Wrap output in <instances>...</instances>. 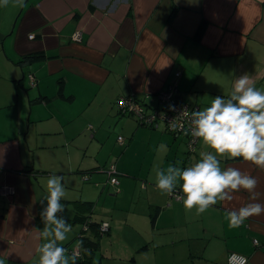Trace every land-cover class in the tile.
<instances>
[{
	"label": "crops",
	"instance_id": "0c3cea01",
	"mask_svg": "<svg viewBox=\"0 0 264 264\" xmlns=\"http://www.w3.org/2000/svg\"><path fill=\"white\" fill-rule=\"evenodd\" d=\"M77 31L80 39L74 38ZM28 54L35 57L21 60ZM244 74L264 90V0H24L23 7L9 0L6 7L0 5V261L38 264L37 248L44 242L41 201L46 203L47 180L53 175L64 177L65 210L58 215L71 225L67 239L58 243L79 248L83 220L76 214L109 221L100 215L99 202H107V189L120 192L117 186L131 181V171L118 161L146 146L151 166L136 174L135 181L142 182L150 201L149 238H141L143 246L123 243L115 249L119 235L114 220L106 234L90 227L86 234L99 243L88 264H228L231 252L246 255V264H264V213L238 228H229L226 219L229 210L264 204V169L242 158L221 157L222 168L255 177L261 195L252 201L242 189L233 193V200L198 215L177 199L183 196L182 182L171 195L156 187L153 164L162 157L161 140L183 137L188 145L183 133L142 137L140 131L149 127L160 131L161 122L152 127L133 117L137 123L127 125L122 119L117 125L121 151L112 149L118 154L115 184L108 182L109 174L104 181L110 164H101L98 154L88 163L81 148L72 153L75 144L83 147L101 138L104 125L96 126L86 114L89 109L112 123L121 96L134 95L152 108V97L164 90L195 110L203 109L215 96L228 98L236 78ZM179 148L173 151L172 165L182 169L198 161L201 152L212 151L201 140L194 150L188 145L185 158ZM157 228L173 232L156 240L150 234ZM76 264L86 263L78 257Z\"/></svg>",
	"mask_w": 264,
	"mask_h": 264
},
{
	"label": "clouds",
	"instance_id": "9594fccd",
	"mask_svg": "<svg viewBox=\"0 0 264 264\" xmlns=\"http://www.w3.org/2000/svg\"><path fill=\"white\" fill-rule=\"evenodd\" d=\"M13 3L23 7L24 0ZM8 4L9 0H0V5ZM189 120L186 134L190 132L194 140H201L212 151L201 152L198 161L183 169L172 164L166 169H156V187L171 195L182 182L179 187L183 196L178 195L177 199H182L187 211L195 208L198 215L218 202L233 200V193L242 189L250 194L252 201H257L261 195L256 191L258 180L238 168H222L220 158H242L264 169V90L258 89L248 75H241L228 98L215 96L210 106L192 111ZM63 180V176L57 175L47 180L46 203L41 201L44 227L40 235L44 242L37 248L38 264H76L79 256L78 252L67 255V249L58 243L65 241L71 231L67 219L58 215L65 210L61 203L65 197ZM262 213L264 204L251 202L229 210L226 219L229 228H238L249 217Z\"/></svg>",
	"mask_w": 264,
	"mask_h": 264
},
{
	"label": "rangeland",
	"instance_id": "374dc122",
	"mask_svg": "<svg viewBox=\"0 0 264 264\" xmlns=\"http://www.w3.org/2000/svg\"><path fill=\"white\" fill-rule=\"evenodd\" d=\"M152 99V103L154 105H157L159 96L152 97ZM86 114L87 116L90 115L96 121L97 127H100V125H104V127L100 128L101 138L99 140H88L83 144V147L75 144L72 149V153L77 152L81 148L80 150L82 155L86 153L88 155V163H91V157H95L97 154V158L100 159L99 161H101V164L105 163L107 165L114 163L113 161H115L118 154L115 153L112 149H116L118 153L119 151H121L120 148L117 149V146H119L116 141V136L119 133V131L116 129L117 125H121L120 121L122 119L127 120V125L132 122H137L132 117L119 115L120 113L117 111L116 116L113 117L112 123L110 119H106V121L103 122L102 120L104 115L100 114L97 111L91 113V109H89ZM109 123H111L110 126ZM164 127V123L161 122L160 131H157V128L149 127L146 132L145 130H141L140 134L143 138L150 137L155 139L161 137V135L158 134V132L161 131L166 134H175L173 132H166L164 130ZM121 134L123 135V133ZM174 140L175 142H171V136H169L168 142L164 139L161 140L162 148H160L158 155L162 157L155 160L153 164L155 170L158 168L163 169L161 168V166L163 165H165L164 169H166L169 164H173V151H176L177 147H180L178 152L180 154H183L184 158L188 154V145L186 141L183 140V137L175 138L174 136ZM154 144L156 143L154 142ZM170 144H173L172 148L169 146ZM170 148L173 151H170ZM167 152L170 153V156H167ZM85 160L87 159H84V161ZM122 162H125L127 164L122 165ZM119 164L121 166H125V168L131 171V174H129V178L131 179V181L124 180L125 182L123 183V187H120L118 185L117 187L119 188L120 192H116L115 189H107L105 192V199L107 202H99L97 208L99 209L102 218L109 219L110 222H112L113 220L115 221L114 226L116 227V232L119 235L116 242L113 244L115 249H120L119 247L123 243L138 244L142 242V244L140 243V245L143 246L145 245V241H142L141 238H149L148 232H150L148 231L150 223L147 213L149 211L148 209L150 207V201L147 197L146 189L141 187L142 182L139 184L136 183L135 175L138 173L140 174V172L145 173L146 170L151 166L149 150H147L146 146H142L140 151L138 148H134L129 155L125 154L123 160L120 163L118 161V165ZM104 174V181H107L108 172L106 171ZM151 182L155 181L151 180ZM118 188H116L117 191ZM116 196H119L118 199L115 198ZM165 215H167V212L164 213V216ZM162 220L164 219L162 218ZM106 221L109 222L108 220ZM101 224L103 225V222ZM164 229L165 228H157L155 230L152 229V234L150 235H152L154 239L157 240L158 237L164 235L166 236L167 234H172L173 232L172 228H168L166 230ZM137 235H140V238L136 237ZM106 237L107 235H105V238ZM119 239H122V241H120ZM155 245L156 244L154 241V243L152 244L153 250L155 248Z\"/></svg>",
	"mask_w": 264,
	"mask_h": 264
},
{
	"label": "built area",
	"instance_id": "2783aa9c",
	"mask_svg": "<svg viewBox=\"0 0 264 264\" xmlns=\"http://www.w3.org/2000/svg\"><path fill=\"white\" fill-rule=\"evenodd\" d=\"M81 33L77 31L74 34V38L80 39ZM160 104L159 107L148 109L147 104H141L138 102L134 96H121L119 98V104L124 112L133 113L137 118L146 124H151L158 126L160 122H163L166 128L176 134L183 133L187 136L188 145L190 150H194V147L199 139H193L189 134H186L190 129V120L189 117L191 112L195 109L187 102L177 101L173 98L172 90H164L158 94ZM174 106V110L172 107ZM175 128V130H173ZM120 141L123 140V137L118 136ZM106 171L109 174V181L111 183H117L118 177L117 167L114 163H111L106 167ZM107 222H104L101 225L102 230L107 229ZM255 242H257L255 240ZM73 252L79 253V248L74 249ZM228 264H246L248 262V257L242 253L231 252L228 255Z\"/></svg>",
	"mask_w": 264,
	"mask_h": 264
},
{
	"label": "trees",
	"instance_id": "16d2710c",
	"mask_svg": "<svg viewBox=\"0 0 264 264\" xmlns=\"http://www.w3.org/2000/svg\"><path fill=\"white\" fill-rule=\"evenodd\" d=\"M29 57H35V55L34 54L25 55V56H23L21 58V60H23L24 58H29ZM125 96H134V95H125ZM135 99L138 102H140L141 104H143V105L145 104L144 102L141 101V99H139L137 97ZM116 103H117L116 105H117L118 112L122 116H127V117H132V118L135 117V119H137V121L139 123L146 124V123L142 122L139 118H137L133 113L122 111L121 110L122 108L120 107V104H119V99L116 101ZM159 104H160V100H159V103L156 106L152 107V108L159 107ZM152 108L149 107L148 109H152ZM146 125L152 126V127L153 126L156 127L155 125H151V124H146ZM108 182H110V181L108 180ZM111 184H115V183H111ZM76 217L79 218L80 220H83L82 221V223H83L82 232H81V234L78 237L79 241H80V243H79V246H80L79 248L80 249H79V256L78 257H80V259H82V262L88 264V262L90 260V254H92L93 252H95L97 250L99 242H98L97 238H92L89 235H87L86 234L87 231L89 230L90 227H94V226L97 227L98 226V233L100 235L101 234H106L110 230V225L107 222V224H108L107 229L106 230H102L101 229L102 221L101 222H97V221H93L92 219H89V214L86 215V216L83 215V214H79V215L76 214ZM81 242H82V244H81ZM63 247L65 248L66 246H63ZM66 249L71 251V252H73V250H74V248H72V247H67ZM85 250H87V251H85Z\"/></svg>",
	"mask_w": 264,
	"mask_h": 264
}]
</instances>
